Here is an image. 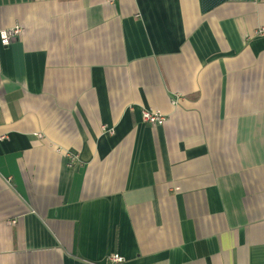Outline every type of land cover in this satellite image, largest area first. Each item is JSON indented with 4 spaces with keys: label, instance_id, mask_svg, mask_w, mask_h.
<instances>
[{
    "label": "crops",
    "instance_id": "0c3cea01",
    "mask_svg": "<svg viewBox=\"0 0 264 264\" xmlns=\"http://www.w3.org/2000/svg\"><path fill=\"white\" fill-rule=\"evenodd\" d=\"M16 26L0 264H264V0H0Z\"/></svg>",
    "mask_w": 264,
    "mask_h": 264
},
{
    "label": "built area",
    "instance_id": "2783aa9c",
    "mask_svg": "<svg viewBox=\"0 0 264 264\" xmlns=\"http://www.w3.org/2000/svg\"><path fill=\"white\" fill-rule=\"evenodd\" d=\"M22 33V28L20 26H16L7 30H4L0 34L1 44L3 46H9L14 40L18 39V37ZM259 34H264V29L258 32ZM143 120L146 124L151 126H163L166 123V117L157 113L151 112L148 110L143 111ZM74 159H71V164L74 162ZM110 263H122L123 258L118 254H113L108 258Z\"/></svg>",
    "mask_w": 264,
    "mask_h": 264
}]
</instances>
